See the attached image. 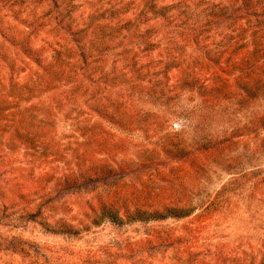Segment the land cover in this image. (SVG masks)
Listing matches in <instances>:
<instances>
[{
    "label": "rangeland",
    "instance_id": "rangeland-1",
    "mask_svg": "<svg viewBox=\"0 0 264 264\" xmlns=\"http://www.w3.org/2000/svg\"><path fill=\"white\" fill-rule=\"evenodd\" d=\"M261 11L0 0V264H264V92L233 78Z\"/></svg>",
    "mask_w": 264,
    "mask_h": 264
},
{
    "label": "trees",
    "instance_id": "trees-1",
    "mask_svg": "<svg viewBox=\"0 0 264 264\" xmlns=\"http://www.w3.org/2000/svg\"><path fill=\"white\" fill-rule=\"evenodd\" d=\"M244 14V13H243ZM256 15L259 16V18L256 17ZM245 16H247V20L251 21L248 23V27H250V36L249 39V45L251 46L248 49V55L245 56L242 60V62L245 64V67H240L238 69V73H236V77H233L237 80V86L238 88L242 89L243 95L241 96V101L250 97H254L257 95L258 91L261 90V93L264 92V75L259 74V70L262 69L261 66L264 65V61H260L259 58L262 57V54L264 49L262 50V46L264 44V11L258 12V13H249L246 12ZM255 17V18H254ZM193 32V31H191ZM242 32H245V29H242ZM254 58L255 60L251 61V59ZM247 59H250L249 61ZM258 59V60H257ZM210 61L211 58H208ZM230 60V59H229ZM214 62V61H213ZM235 62L230 63L229 66L232 67V69L235 68ZM228 65V64H227ZM255 73V76L253 74ZM211 79L213 80L212 83L208 85V88L214 92L219 93L221 92L227 84V80H229V73L226 72V68L220 67L219 71L213 73ZM212 114H217L216 112H212ZM264 117V116H263ZM213 120L215 118H212ZM264 119V118H263ZM264 125V123L262 124ZM229 138H222L219 143L227 142L228 144L234 143L232 140L237 139V135L230 134ZM232 137V138H231ZM218 146V144L215 145V147ZM92 170V171H91ZM90 172L94 175H100V177H108L110 174H112L114 171L112 168L107 166H101L96 169H91ZM103 178V179H104ZM188 214L187 211H185L182 207H165L164 210L161 211H144V210H136L134 217L142 216L143 218H150V217H162L167 215H174V216H183Z\"/></svg>",
    "mask_w": 264,
    "mask_h": 264
}]
</instances>
